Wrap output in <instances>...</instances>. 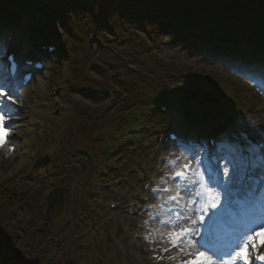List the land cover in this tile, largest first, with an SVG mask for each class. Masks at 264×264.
<instances>
[{
	"label": "rangeland",
	"instance_id": "374dc122",
	"mask_svg": "<svg viewBox=\"0 0 264 264\" xmlns=\"http://www.w3.org/2000/svg\"><path fill=\"white\" fill-rule=\"evenodd\" d=\"M81 21L86 22V19ZM80 24L68 28L63 27L64 31H59L61 24L57 22V33H60L62 44L70 45L73 37L77 38L78 34L77 36H81L80 39H77L78 41H83V38L87 37L85 41H88L91 49L95 50L96 58L98 55L100 58L103 54L100 49L105 45L118 47L119 51L125 52L126 46L123 41L109 42L103 35L96 34L103 41L101 46L92 44L88 39L89 32H93L91 24L86 23L88 36L84 32L78 33L77 30L81 29ZM21 25L22 29L26 30L31 28L33 23L27 18L21 21ZM79 25L80 29H77ZM132 32L133 36H142L139 31ZM115 36L119 35L116 33ZM26 40L24 36H21L16 42L19 43V46L27 47L25 49L20 47L23 51L22 55L32 56L35 50L27 46ZM167 41L168 37L161 36L154 44H151L152 51L145 54V59L150 58L148 61L151 65L156 60L159 63L157 66L159 67L160 83L158 84L157 81L155 85L157 88H167L168 91L174 89L173 92L176 91L177 94L179 93L185 99L190 100L193 99L192 93L198 89L200 93L207 91L213 96H221L226 99L229 97L226 92L235 91L238 88L256 96L262 94L260 88H254L248 81L236 77L237 75H232L222 68L221 64L212 59H204L201 52L181 46L162 45ZM9 47L14 49V45H9ZM132 47L134 49L135 46L132 45ZM63 51L64 49L61 50L62 53ZM64 54H67L66 50ZM129 56L131 55L129 54ZM66 60H68L67 57L58 59L57 56L44 59L49 69V75L46 77L36 76L30 87L17 92L19 99L16 101V107L19 114L16 123L19 130H14L12 133V138L16 143L11 148H0V180H6L2 186H7L8 192L18 183H21L22 186L19 188V196L16 195L13 201L10 199V204L6 201L1 202L3 199L0 196V210L8 212L11 208L18 209V216L14 217L13 221H9L7 218L3 221L2 232L5 233L7 253L0 256V261L2 264H34L37 256L42 259L44 264L50 255L51 247L55 244L59 249L57 252L55 251L54 264H176L175 261L168 259L169 256L175 254V249L164 253L162 248L167 247V243L155 245L149 244L143 239L146 234L144 221L148 220L147 206L162 203L160 198L152 193V189L165 186L161 180L162 177H168L172 168L170 162L177 160L182 155L191 159L196 153L186 154L179 149L162 147L157 142L155 127L142 125L135 130L130 129L132 133L136 134L130 136L128 141L123 140L121 144H123L124 150L113 154V156L112 152L115 148L111 145H114L116 140L112 139V142L109 143L106 141V134L100 130V127H106L109 123L98 118L97 112L102 107L104 110L101 111V115H103L106 108L109 107L108 103L111 104L110 101H113L111 108L109 107V115L126 113V115L119 114L118 118L120 116L129 118L131 116L132 119L137 117L133 115L135 110H133L130 86L123 77L127 73L126 70L134 71L141 62L139 61L140 64L137 61L128 62L121 70L115 60L107 59L106 65L110 68L106 67V70L97 71L89 69L84 75L82 72H78L76 75L75 73L71 74L70 65ZM87 66L86 64L85 67ZM176 66L184 67L186 73L190 72L192 75L194 72L204 73L203 75L210 77L209 80L214 79L218 87H213L206 78H201L205 86L202 91L201 85L197 84L195 80L184 79V72L175 69ZM115 79L119 81L115 82ZM132 80L136 81V78L132 76ZM68 81L80 85L85 84L84 86L89 88L90 86L103 87L110 91L117 89L121 93L107 100H103L104 98L99 96L89 99L78 94L70 95L64 92ZM195 86H198V89ZM54 90H58V94H54ZM115 96L117 98H114ZM138 98H140L139 95ZM123 99H129L130 104L128 109L124 108L121 111L119 110L120 105L117 104H120L119 102ZM146 99L153 103V97L148 96ZM258 100L260 101L258 102ZM175 106L183 111L182 114H192L190 107L187 108L182 104ZM257 109L260 111L257 112ZM154 111L155 108H148L142 113V116L150 117L155 113ZM240 114L244 117L242 126H238L237 123L238 133L232 130L234 132L232 136L237 137L239 131L257 135L258 133L246 123L250 119H257L260 120L258 125L264 126L263 96L261 95V99L258 97L254 104H243ZM169 117L173 121V119L179 118V115L176 112H171ZM189 117L192 118L191 115ZM25 118L28 120L26 121ZM131 120L130 122H132ZM181 126L187 135L198 131L197 127ZM227 126L229 127V124ZM129 127L133 126L128 124L127 128ZM231 127H235V125H231ZM30 131L33 132L28 135L27 133ZM108 135L113 136V133L108 132ZM95 137H97V141H94ZM119 141L121 142V140ZM108 146H111V149ZM78 148L86 149L92 158L89 159V156L80 157L77 152ZM192 149L193 152H197V148ZM3 152L6 156L2 159ZM125 156H129V160L132 159V165L125 167L122 164L121 161ZM108 157L111 159H107ZM46 158L51 161L47 162ZM93 162L96 166L92 165ZM51 163H54L56 167L49 166ZM82 164L85 165L81 166ZM177 164L182 166L180 161H177ZM97 166L103 168L104 171L98 169ZM67 170L70 171V174L67 173ZM31 171L33 173L30 174ZM110 172H115V175L109 174ZM44 175H47L49 180L46 181L43 178ZM119 179L123 180L122 184L118 181ZM174 183L176 182L168 177V186H172ZM56 189H68L69 193H63L59 202L48 207L47 198ZM40 194L44 198V207L39 205L41 203ZM29 197L32 198V201L25 210L20 205L23 201H29ZM2 204H8V206L2 208L4 207ZM110 206L121 209L110 210ZM129 209L135 210L134 217L126 214ZM164 212L165 209L161 208L162 216ZM84 214L89 217L79 223V218ZM1 217L5 218L4 215H0V219ZM13 222L16 224L14 230L11 229ZM45 224L50 228L48 235L34 236L33 229L43 228ZM149 226L162 227L154 220L149 221ZM7 236L14 238L13 246L6 242ZM155 257H161V259L157 260Z\"/></svg>",
	"mask_w": 264,
	"mask_h": 264
},
{
	"label": "trees",
	"instance_id": "16d2710c",
	"mask_svg": "<svg viewBox=\"0 0 264 264\" xmlns=\"http://www.w3.org/2000/svg\"><path fill=\"white\" fill-rule=\"evenodd\" d=\"M3 4L21 9L41 8L50 18L60 16L64 25L71 24L65 22L64 18L83 17L91 24V31L98 36H106L109 42L125 43V52L119 51L118 47L105 45L100 49L103 54L96 58L95 50L90 48L88 41H84L87 37L83 41H74L73 58L69 63L71 74L78 75V72H82L84 75L85 65L93 62L106 65V60L111 59L122 67L128 62H141L134 71L126 70L123 77L130 86L135 110L133 115L137 117L132 119L130 116L128 120L132 119V122H121L122 128L128 124L133 126L126 130L123 128L121 137L129 135L128 130L140 128L142 125H158L162 128L166 126L163 120L160 122L158 119V111L150 117L142 116L145 110L155 106L146 97H159L163 100L170 98L168 91L155 86L157 81L160 83L158 61L151 65L148 61L150 58L145 59V54L152 51L151 44L161 36L168 37V41L162 45L195 49L202 53L203 58L221 63L229 71L252 79V83L259 85L263 81L261 79L258 82L255 79L264 77L260 72V67L264 65V0H0V5ZM132 14L136 16L132 22H127L126 16ZM72 23L78 24L75 20ZM84 29L88 32L87 26ZM132 31H139L142 36H133ZM116 33L119 36H115ZM50 37L59 39L54 34H50ZM244 44L249 45L247 51L243 48ZM132 45L135 46L134 49ZM129 54L131 58L128 57ZM175 69L186 72L184 67L176 66ZM203 74L194 72L192 80L204 86L201 78H206L213 87L217 85L214 79L209 80L210 77ZM132 76L136 81L132 80ZM241 91V88L233 90L231 97L237 99L236 94ZM177 95L176 99L184 101L182 96ZM211 97V94L205 93L199 98H203V101L209 102L213 107L222 106L220 101ZM119 103L117 105H120L119 110L122 111L124 108L128 109L130 100L123 99ZM39 198H42V194Z\"/></svg>",
	"mask_w": 264,
	"mask_h": 264
},
{
	"label": "snow or ice",
	"instance_id": "6c2138e0",
	"mask_svg": "<svg viewBox=\"0 0 264 264\" xmlns=\"http://www.w3.org/2000/svg\"><path fill=\"white\" fill-rule=\"evenodd\" d=\"M59 31H64L62 23ZM260 72L264 75V65ZM259 87L264 92V81ZM18 99L15 88L0 81V148H11L16 143L12 133L19 130ZM248 126L258 133L259 139L253 142L247 132H239V140L229 146L233 156L223 165L222 180H206L197 153L191 159L182 155L170 162L168 177L176 183L168 186V177H162L165 186L152 189L162 203L147 206L143 239L149 244L167 243L162 248L164 253L175 249V254L168 259L176 264H264V126L255 122ZM56 196L53 193V198ZM226 197L231 203L243 201L251 211L234 221L227 240L214 242L205 233L210 231L209 222L219 214ZM161 208L166 210L163 216ZM130 212L135 214L134 209ZM153 220L162 227H150L149 221Z\"/></svg>",
	"mask_w": 264,
	"mask_h": 264
},
{
	"label": "bare ground",
	"instance_id": "6f19581e",
	"mask_svg": "<svg viewBox=\"0 0 264 264\" xmlns=\"http://www.w3.org/2000/svg\"><path fill=\"white\" fill-rule=\"evenodd\" d=\"M243 78H245V77H243ZM261 93L264 95V92H262L261 91ZM260 100H258V102H259ZM26 119V121L28 120L27 118H25ZM203 121V120H202ZM200 124V127L199 128H201L202 126V134H204L205 133V126L207 125V124H203V122H200L199 123ZM200 130V129H199ZM206 132H208V131H206ZM206 134H208V133H206Z\"/></svg>",
	"mask_w": 264,
	"mask_h": 264
},
{
	"label": "water",
	"instance_id": "95a60500",
	"mask_svg": "<svg viewBox=\"0 0 264 264\" xmlns=\"http://www.w3.org/2000/svg\"><path fill=\"white\" fill-rule=\"evenodd\" d=\"M56 194H58L57 196H59V194H61V192H58V193H56ZM56 202V198H51L50 199V203H55Z\"/></svg>",
	"mask_w": 264,
	"mask_h": 264
}]
</instances>
